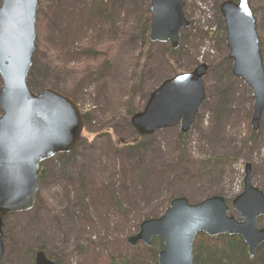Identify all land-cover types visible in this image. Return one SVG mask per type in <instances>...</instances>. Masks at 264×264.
<instances>
[{
  "label": "rangeland",
  "instance_id": "obj_1",
  "mask_svg": "<svg viewBox=\"0 0 264 264\" xmlns=\"http://www.w3.org/2000/svg\"><path fill=\"white\" fill-rule=\"evenodd\" d=\"M183 1L186 20L194 25L181 32L179 47L169 59L165 56L169 44L149 43L140 62L145 72L142 83L137 95L128 99L125 90L140 81L132 57L137 43L133 26L119 31V42L108 62L91 64V70L85 72L86 58L78 51L76 56L66 51L75 41L73 48H79L81 40L106 30L104 23L83 24L91 3L87 9L84 0H38L44 11L39 7L36 15L35 54L26 85L33 94L50 89L71 98L89 117L73 157L68 154L63 160L57 155L41 164L46 174L33 209L5 219L3 264H31L25 252L39 246L50 256H58L62 264H85L79 247L125 257L126 240L138 232L140 223L148 216L162 215L169 202L179 197L198 204L217 195L239 220L230 206L242 192L246 164L251 165L253 186L264 193V112L254 132L250 90L239 80L231 83L227 74L220 0ZM249 3L255 11L264 66V0ZM79 5L82 21L79 17L73 28L67 10H79ZM133 7L134 0H126L122 20L130 21ZM80 26L87 31H81ZM200 60L216 66L204 78L207 100L187 134L181 162L176 151L179 128L146 137L133 146L138 147L137 153L125 141L117 146L112 142L130 137L126 110L135 114L144 109L152 87L161 78L174 76L172 63L182 73H189ZM230 83L233 88L227 91ZM219 105L225 113L218 118L215 108Z\"/></svg>",
  "mask_w": 264,
  "mask_h": 264
},
{
  "label": "water",
  "instance_id": "obj_2",
  "mask_svg": "<svg viewBox=\"0 0 264 264\" xmlns=\"http://www.w3.org/2000/svg\"><path fill=\"white\" fill-rule=\"evenodd\" d=\"M149 5L150 43L178 48L179 35L190 24L182 0H145ZM38 0H0V264L4 220L11 214L32 209L39 186V165L57 154H69L81 139L83 117L69 98L45 89L33 94L26 85L35 51ZM226 1L222 16L231 74L251 91V124L259 127L264 111V67L256 19L249 3ZM208 66L163 81L148 97L144 109L130 118L139 137L180 125L185 134L205 100L203 78ZM241 218L228 215L222 197L214 196L199 204L185 198L171 200L162 216L140 223L138 232L127 243L150 247L154 239L162 242L158 264H194L193 245L199 234L208 237L237 236L250 258L264 243V195L251 183V166L244 171L243 191L231 204ZM34 264H56L43 252L35 254Z\"/></svg>",
  "mask_w": 264,
  "mask_h": 264
},
{
  "label": "trees",
  "instance_id": "obj_3",
  "mask_svg": "<svg viewBox=\"0 0 264 264\" xmlns=\"http://www.w3.org/2000/svg\"><path fill=\"white\" fill-rule=\"evenodd\" d=\"M227 1V0H220V3ZM235 1V0H233ZM126 0H92L89 2V0H84V3L88 6L91 3V7L88 9V13L85 19L84 25L93 27L94 24L97 23H104L105 29L103 31V34H98L97 32L93 34L92 37L88 40H81V44L79 48H73V45H76V41L71 46V49L69 48L66 52L69 54V56H76V53L78 51L79 56H83L86 58L87 65L83 67V70L87 72V70H91L92 67L91 64L95 63H106L110 60L111 56L113 55V51L115 50L116 44L119 42V40L116 38L117 34L120 30L124 28H128V26H133L134 32L137 36V43L135 44V49L133 50L132 57L134 62V69L137 70V77H140V81H138V85L130 86L125 91L126 97L133 98L137 95V89L140 86V83H142V74H145L144 69H142L141 60L142 57L146 54V48L149 45L148 41V32H149V26L151 22V16L149 12V8L147 3L144 0H134V16L130 17V21L127 19L122 20L121 18L123 12V6L125 4ZM40 12L43 13L44 6L42 4H39ZM80 9H76V11H69L67 10L68 14V20H73V28H76L79 22L82 21L81 16L78 14V12L81 11L82 7L79 5ZM78 10V11H77ZM253 10V9H252ZM255 13V11L253 10ZM124 14V13H123ZM92 19V20H90ZM90 20V21H89ZM117 20V22H116ZM125 22V23H124ZM88 23V24H87ZM119 24H125L122 27H118ZM66 29H69L68 25H65ZM81 31H87L84 26L79 27ZM39 32H42V27L38 26ZM66 35V34H65ZM68 35V33H67ZM80 42V41H78ZM81 50V51H79ZM174 52L171 50V48H167L165 50V56L167 59H169L170 54ZM35 54V53H34ZM58 57L55 55L53 56V60L56 63ZM225 59V64L227 65V74L229 77V80L232 82L235 81V79L231 76L230 72V62L228 61L227 57ZM136 61V62H135ZM210 68L215 67V62L209 63ZM172 69L174 74L182 73L179 71L175 64L172 63ZM211 71V69H210ZM209 71V72H210ZM30 76V74H29ZM91 78V77H90ZM166 79V78H165ZM164 78H161L150 91H153L163 80ZM204 83L206 84L205 80ZM229 84V89L232 86V84ZM238 83V82H234ZM239 84H241L239 82ZM28 86V85H27ZM244 87V86H243ZM29 88V86H28ZM246 89V87H244ZM40 92V91H38ZM37 92V93H38ZM65 96V95H63ZM250 96V95H249ZM67 97V96H65ZM251 99V97H250ZM125 101L127 99L125 98ZM222 104V103H221ZM127 108V107H126ZM215 115L219 117H222V114H224V107L222 105H219L215 108ZM132 115V111L130 109L126 110L124 119L129 121L130 116ZM198 116V115H197ZM196 116V118H197ZM88 114H83L84 122H88ZM198 120V119H196ZM194 126V125H193ZM130 128V127H129ZM131 130V129H130ZM188 134V133H187ZM187 134H178L177 140H176V151L179 154V162H181L182 157L185 153L186 149V141H187ZM144 138L137 137L133 132H131V135L128 139L121 140L120 138H115L112 140L114 144L117 146L121 141H125L128 144V147H133L134 145L141 143V141L145 140ZM138 147H133V153L138 152ZM75 149L72 150L70 153V157L74 156ZM66 155H62L59 157L64 158ZM63 160H67L64 158ZM65 167V166H64ZM62 168L63 173L65 172V168ZM136 173L138 175H141L136 170ZM46 174V169H43V166L40 170V182L44 179ZM38 196L36 197V202L38 200ZM40 201V200H39ZM116 208L121 209L120 205L116 203ZM167 207H165L166 209ZM159 215H152L148 216L145 219L149 218H157ZM259 227L264 228V219L259 220ZM163 249V245L161 240L154 239L152 241V244L150 247H145L143 245H138L134 248L128 247L125 257H116L114 253H104V252H98L96 253L95 250H91L88 248H81L79 247L77 250L84 256V263L85 264H158L157 263V255L158 253ZM43 251L45 254L54 261L56 264H62L61 261L57 258L58 256H50L45 251L43 246L37 247L33 251L25 252V257L29 262H32L33 255L35 251ZM193 262L194 264H264V243L258 247L255 256L253 258H250L247 254V248L243 241L237 237V236H227V235H220L214 238H209L204 234H200L196 237L194 241L193 246Z\"/></svg>",
  "mask_w": 264,
  "mask_h": 264
},
{
  "label": "snow or ice",
  "instance_id": "obj_4",
  "mask_svg": "<svg viewBox=\"0 0 264 264\" xmlns=\"http://www.w3.org/2000/svg\"><path fill=\"white\" fill-rule=\"evenodd\" d=\"M241 3H242V7H247V5H246V0H241Z\"/></svg>",
  "mask_w": 264,
  "mask_h": 264
},
{
  "label": "bare ground",
  "instance_id": "obj_5",
  "mask_svg": "<svg viewBox=\"0 0 264 264\" xmlns=\"http://www.w3.org/2000/svg\"><path fill=\"white\" fill-rule=\"evenodd\" d=\"M72 150H73V149H72ZM72 150H71V151H72ZM34 255H35V253H34ZM34 255H33V260H34ZM33 260H32V262H33ZM2 262H3V260H2ZM2 262H1V263H2ZM32 262H30V263L32 264Z\"/></svg>",
  "mask_w": 264,
  "mask_h": 264
}]
</instances>
